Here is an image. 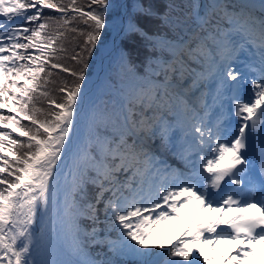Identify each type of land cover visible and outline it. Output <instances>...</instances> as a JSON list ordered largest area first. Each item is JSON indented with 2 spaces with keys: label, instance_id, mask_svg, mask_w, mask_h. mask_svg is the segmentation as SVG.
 <instances>
[{
  "label": "snow or ice",
  "instance_id": "obj_1",
  "mask_svg": "<svg viewBox=\"0 0 264 264\" xmlns=\"http://www.w3.org/2000/svg\"><path fill=\"white\" fill-rule=\"evenodd\" d=\"M113 7L112 0H89L87 11L77 5V0H0V109L8 110L7 114L0 111V264H53L39 258L44 218L58 198L57 177L63 172L60 166L64 157L71 151L77 106L87 86L88 61L102 43V31L109 24L106 17ZM184 7L188 9L186 13L173 15L183 13ZM44 9L61 15L45 17ZM134 10L159 16L167 26L185 27L191 35L187 40L183 36L176 40L150 36L131 14L116 13L120 17L118 35L140 34L153 56L122 110L105 116L108 123L103 131L97 127L92 132L90 124L91 134L72 151V201L65 198V213L77 208L96 225L97 205L103 203L109 228L119 232L117 239L107 240L108 248L115 256L128 259L89 264H208L212 257L202 248L193 247L204 232L215 233L221 241L236 242V254L229 259L245 264L256 254V245L264 243V181L257 187L245 180L248 161L242 151L252 134L260 131L264 135V67L259 78L251 81L250 98L245 100L239 92L248 81L234 64L239 51L255 48L264 65V0H209L206 5L189 0L183 7L168 4L163 15L142 4L134 5ZM77 18L90 30L85 33L66 27ZM48 21L64 27L52 29ZM30 23L36 26H25ZM68 31L86 35L81 51L74 49L70 57L79 65L75 70L53 62L59 60L57 51H66ZM120 60L130 69L134 67L122 50ZM193 61H206L208 68L192 80V87L216 78L214 100L226 96L234 101V115L239 118L234 127L228 125L223 110L215 124L209 126L204 118H198L196 108L173 91L181 86L188 64ZM49 66L75 78L72 87L62 85L57 89L62 94L59 100L47 90L48 84L54 83L49 79L53 75ZM175 100L183 106L185 115L191 114L187 125L168 118L176 115ZM45 102L47 108L37 106ZM177 131L182 139L180 158L189 168L187 174L157 167V158L147 144V140L158 137L161 146H167ZM141 163L143 169L138 167ZM129 171L132 176L128 180L117 178V173ZM137 176L140 179L133 186ZM89 185L95 189L91 198ZM106 193L110 195L106 197ZM217 197L221 211L235 205L239 214L231 219L220 216L200 223L193 221L185 234L191 233V239L179 240L167 247L163 259H156L149 249H165V245L150 244L153 225L179 218L180 208L190 201L201 208H212ZM250 208L259 211L247 214ZM37 224L38 232L34 226ZM97 231L94 226L86 235L95 241Z\"/></svg>",
  "mask_w": 264,
  "mask_h": 264
},
{
  "label": "rangeland",
  "instance_id": "obj_2",
  "mask_svg": "<svg viewBox=\"0 0 264 264\" xmlns=\"http://www.w3.org/2000/svg\"><path fill=\"white\" fill-rule=\"evenodd\" d=\"M112 2H113V0H112ZM50 11L51 10H49V9H44L43 16L46 17L48 15H51ZM59 15H61V14H59ZM48 23H49V25L51 26L52 29H56V28H59V27H64V26L58 24L56 21H48ZM81 23H82V21L77 19L75 21H70L69 24L66 27L69 28V29L72 28V27H76L80 31H83L85 33L90 30L87 26L85 28H83L81 26ZM35 26H36V24H35ZM73 37H75V39H73ZM107 38H108L107 37V32L106 31H102V43H98V47H97L96 51L94 52L93 57L91 59H89V61H88L89 65H90V68L87 70V74L90 72L91 65L95 62L96 58H98V56L100 54V50H101L102 46L105 44ZM85 39H86V35L81 36V35H78L77 33H73L71 31H68V32H66V39L64 40V47L68 48V47H70L72 45H76L75 51H81V49L83 48V41ZM28 52L33 53V54H38L33 49H29ZM63 54H64V52L57 51V53L55 55L59 57V60H54L53 62H58V63L62 64V61L64 60ZM72 54L73 53H71V55ZM71 55L69 56L68 60H66V65H64V66H66V67H68L69 69H72V70L78 69L79 65H77L74 61H72L70 59ZM82 55H86V54L82 52ZM191 69H192V71H194L196 73H200L197 66H195L194 68H191ZM48 70L53 73V75L49 79H50V81H53L54 83H49L48 86H47V90H50V95L51 96H53L57 100H59L62 94L59 93L57 91V89L60 86H62V85H66L67 87H72L73 86V81H74L75 78L72 77L70 74L63 72L60 69H51L50 66H49ZM64 78H66V81H68V83L65 82ZM21 83H23V82L21 81ZM37 106L38 107H43V108H47L48 107L46 102L41 104V105H40V103H38ZM0 111L5 112L6 114L8 113L7 109H0ZM81 116H82V119H85L86 117H88L87 119H89V120H87V121L88 122L90 121V116L86 115V111L85 110H83L80 113V117ZM101 122H102V118L99 117V120L92 126V128H94V126L97 123H101ZM25 123H27V122H25ZM83 125L84 124H82V126ZM96 126H98V124ZM84 131L87 132V127H84ZM77 221H79L81 224H83V227H82V229L80 231V238L82 240V243L84 245H86L87 247H89L91 250L95 251L96 248H95L94 240L90 236L86 235V233H91V231H92V228H93L92 220L88 219L85 215L81 214V212H80V217H77ZM80 223H78L79 228L81 227ZM175 231L176 230H168L167 232L163 233L160 238L156 239V241H159L164 235L168 236L167 239H170L172 237V234ZM149 251H151V248L149 249ZM152 253H155V252H152ZM96 255H100V254H96ZM110 257H112L111 254H110ZM110 259H113V258H110ZM114 259H120V258L115 257ZM102 260H104V259H102ZM104 261H107V260H104ZM202 264H203V262H202Z\"/></svg>",
  "mask_w": 264,
  "mask_h": 264
},
{
  "label": "bare ground",
  "instance_id": "obj_3",
  "mask_svg": "<svg viewBox=\"0 0 264 264\" xmlns=\"http://www.w3.org/2000/svg\"><path fill=\"white\" fill-rule=\"evenodd\" d=\"M156 21H159V18L156 19ZM114 30L111 32L109 38L107 39L105 45L103 46L98 59L94 65L93 72L89 77V89L94 87H101L106 88L107 86L102 82L105 76V70L108 68L110 57H112V54L115 52L116 48L120 45V41L118 42V37H116L117 34H115L117 27L113 26ZM115 42V43H114ZM112 53L110 56L109 54ZM139 57L138 51H135L132 58L137 59ZM120 62L118 59L114 63L113 68H116L118 71L121 67H123V64L121 63V66H118L117 63ZM200 94H197L194 98V100L198 99ZM83 97H87V93H83ZM81 106L84 107V109H87V106L85 102L81 103ZM90 115V114H89ZM81 117H77V124L81 121ZM76 129V128H75ZM74 137V136H73ZM76 138V137H74ZM85 141V139H79L78 142L75 144H81ZM72 149L73 151L75 148H73L72 143ZM72 159V155L68 158H65L63 161V167L61 164V168L64 172L58 174V181L59 184H67L73 179L72 173L75 171L73 165H70V160ZM58 192V198L54 204L50 206L48 215L45 217L47 220H49V223L52 227V230H54V234L57 236L58 240L63 243L64 246H71L75 244V241L73 240V226L69 218L65 214V203L63 201H60V188H57Z\"/></svg>",
  "mask_w": 264,
  "mask_h": 264
},
{
  "label": "trees",
  "instance_id": "obj_4",
  "mask_svg": "<svg viewBox=\"0 0 264 264\" xmlns=\"http://www.w3.org/2000/svg\"><path fill=\"white\" fill-rule=\"evenodd\" d=\"M88 2H89V0H77V5L80 6V7H82V8H84V10L87 11V10H88V8H87ZM50 14H51V15L59 16V14H58L57 12H54V11H50ZM77 19L79 20V18H77ZM82 24H83V22L81 23V26H82L83 28H85L86 25H85V24L82 25ZM75 48H76V45H72V46L66 48V51H64V54H63V56H64V60L62 61V64H63V65H66V60H68L69 56L71 55V53H73V50H74ZM132 51H135V49H133ZM64 79H65V82L68 83V81H66V78H64ZM65 82H64V83H65ZM40 105H41V104H40ZM0 131H2V130H0ZM88 192H89V195H90V198H91L92 196H94V192H95V190L92 191V192H91V190H88ZM101 204H102V203H101ZM101 204L97 205L98 212H99V213H97L98 215H100V213H101L102 210H103V208L101 207ZM92 223H93V222H92Z\"/></svg>",
  "mask_w": 264,
  "mask_h": 264
}]
</instances>
